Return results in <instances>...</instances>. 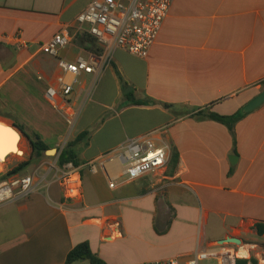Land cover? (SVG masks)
I'll return each mask as SVG.
<instances>
[{
    "label": "crops",
    "instance_id": "obj_1",
    "mask_svg": "<svg viewBox=\"0 0 264 264\" xmlns=\"http://www.w3.org/2000/svg\"><path fill=\"white\" fill-rule=\"evenodd\" d=\"M93 1L0 0V121L22 125L57 151L45 153L41 167L61 166L67 144L89 134L77 146L80 199L65 200L48 175L30 197L0 207V264H66L84 243L108 264L178 257L189 264L231 238L249 253L247 264H264V104L237 124L235 138L193 115L231 116L264 92V0H176L147 58L117 49L110 68L82 75L70 105L57 99L56 108L47 90L62 74L59 60L91 53L77 17ZM63 30L72 44L58 58L45 54L42 46ZM150 134L168 149L164 169L120 179L113 189L106 174L89 169ZM119 170L110 166L111 174Z\"/></svg>",
    "mask_w": 264,
    "mask_h": 264
},
{
    "label": "built area",
    "instance_id": "obj_2",
    "mask_svg": "<svg viewBox=\"0 0 264 264\" xmlns=\"http://www.w3.org/2000/svg\"><path fill=\"white\" fill-rule=\"evenodd\" d=\"M176 0H95L77 17L79 30L94 39L100 49L88 56H79L74 63L59 60L62 74L57 83L47 90L48 101L58 108L57 99H63L70 105V97L75 91L82 75L100 76L114 61V52L123 50L135 57L145 59L156 43L164 21L169 16ZM73 42V34L63 30L42 46V51L54 58L59 57L62 49ZM77 114L73 111L67 121L73 125ZM151 134L139 139H132L120 149L103 155L88 164L89 169L97 174L103 172L110 178V188L117 186V181H135L148 173L164 169L169 163L168 149L158 147L151 139ZM10 156L7 158L9 161ZM119 165L120 170L111 174L110 166ZM41 169L47 170L46 176ZM48 175H53L59 182L63 197L67 201L80 199L83 195V177L80 169L73 163L59 166L49 164L26 175L13 176L0 181V207L18 200L27 199ZM45 177V178H44ZM218 252H204L193 255L189 264H200L206 260H216L218 264H238L246 259L239 256L242 246L225 242L220 244ZM140 264H182L181 258L153 261Z\"/></svg>",
    "mask_w": 264,
    "mask_h": 264
},
{
    "label": "trees",
    "instance_id": "obj_3",
    "mask_svg": "<svg viewBox=\"0 0 264 264\" xmlns=\"http://www.w3.org/2000/svg\"><path fill=\"white\" fill-rule=\"evenodd\" d=\"M84 39L87 41V43L91 47V52L94 53H99L100 49L97 45V42L88 37L87 35L84 36ZM262 85L264 86V81L262 82ZM155 102V101H154ZM137 104H143L141 102H137ZM167 109H171L173 106L164 104L163 105ZM194 117L198 119H209L212 121L219 122L223 125H225L235 138V130L237 124L242 121L248 114H245L243 112V109L237 112L234 115L231 116H223L219 115L214 112H210L208 110H199L197 113L193 114ZM16 127L18 128L19 132L27 138L30 148L32 150L33 154H36L38 156H41L46 153L47 150H49L48 146L40 140V138L37 135H28L25 132V129L23 128L22 125L15 123ZM89 134H85L81 137H78L76 140L70 142L67 144V146L64 148L62 151L60 157H59V163L60 165H65L67 163H73L75 166H78V153H77V146L80 142L83 140H88ZM179 162V153L174 150L172 152V157H171V164L174 166V168L178 165ZM31 162L27 163H22L18 167H16L13 172H11L8 176L16 175L25 169H27L29 166H31ZM7 179V177H4L2 180ZM261 228L259 227V233L261 235ZM81 261H87L90 264H108L106 261L103 259L99 258L90 248V245L88 243H84L81 245L76 246L72 251L69 252L66 258V264H74L76 262H81ZM252 264H255V261L253 259L251 260ZM247 260H239L238 264H247Z\"/></svg>",
    "mask_w": 264,
    "mask_h": 264
},
{
    "label": "bare ground",
    "instance_id": "obj_4",
    "mask_svg": "<svg viewBox=\"0 0 264 264\" xmlns=\"http://www.w3.org/2000/svg\"><path fill=\"white\" fill-rule=\"evenodd\" d=\"M8 127L12 128L11 124L0 121V167H4L7 164V158L9 156L21 159L26 155L22 148L23 140L21 134L16 129H13L14 133ZM55 154V152H52L49 155L52 156ZM239 255L248 257L249 253L247 251H242Z\"/></svg>",
    "mask_w": 264,
    "mask_h": 264
},
{
    "label": "rangeland",
    "instance_id": "obj_5",
    "mask_svg": "<svg viewBox=\"0 0 264 264\" xmlns=\"http://www.w3.org/2000/svg\"><path fill=\"white\" fill-rule=\"evenodd\" d=\"M79 80H80V78H79ZM9 123L12 124L11 122H9ZM23 144H24V148L26 151L24 150L23 146H22V148L25 151L26 155L24 157H22L21 159L10 156V159L7 162V164L4 167H0V181H3L2 179L4 177H7V179H8V178H11V177L17 176V175L20 176V175H26V174L32 173V171H34L35 169L40 168L43 161L46 160L45 154H43L41 156L33 154L30 146L29 147L27 146V142L24 139H23ZM56 155H57V153L55 155H52V156H50V155H47V156L54 157ZM27 162H31L32 163L31 166H29L27 169H25L24 171H22L16 175L8 176L20 164L27 163ZM47 165L48 164L43 165V166H47ZM41 173H44V169L41 170Z\"/></svg>",
    "mask_w": 264,
    "mask_h": 264
},
{
    "label": "water",
    "instance_id": "obj_6",
    "mask_svg": "<svg viewBox=\"0 0 264 264\" xmlns=\"http://www.w3.org/2000/svg\"><path fill=\"white\" fill-rule=\"evenodd\" d=\"M264 104V92L262 94H260L258 97H256L253 101H251L244 109H243V112L245 114H249L251 112H253L254 110L258 109L260 106H262ZM12 128L8 127L9 129H11L13 132L14 130L13 129H16L17 131L18 128L16 127L15 124H11ZM15 133V132H14ZM20 133V132H19ZM21 134V133H20ZM22 135V134H21ZM52 152H55L57 153L56 150L54 149H51V150H47L46 151V154L49 155L50 153ZM237 157L235 156H232L230 161L232 163V165H234V160L236 159ZM225 242H228V243H234L236 245H240L241 244V241L236 239V238H231V239H225V240H222L221 241V244L225 243Z\"/></svg>",
    "mask_w": 264,
    "mask_h": 264
}]
</instances>
